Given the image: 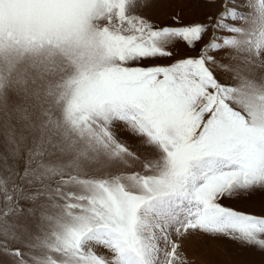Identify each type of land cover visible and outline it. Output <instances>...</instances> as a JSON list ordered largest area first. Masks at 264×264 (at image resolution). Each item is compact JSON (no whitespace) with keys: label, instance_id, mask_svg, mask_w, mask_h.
I'll use <instances>...</instances> for the list:
<instances>
[{"label":"snow or ice","instance_id":"obj_1","mask_svg":"<svg viewBox=\"0 0 264 264\" xmlns=\"http://www.w3.org/2000/svg\"><path fill=\"white\" fill-rule=\"evenodd\" d=\"M257 191L264 0H0V264L264 254Z\"/></svg>","mask_w":264,"mask_h":264},{"label":"rangeland","instance_id":"obj_2","mask_svg":"<svg viewBox=\"0 0 264 264\" xmlns=\"http://www.w3.org/2000/svg\"><path fill=\"white\" fill-rule=\"evenodd\" d=\"M204 11L214 15L219 11V4L214 8H205ZM236 206L259 212L264 207V192L257 191L252 194L250 199L246 197L237 202ZM188 255L190 259L195 260V264H264V254L253 250L240 249L237 246H228L227 251L216 255L214 260L206 257L200 249H189Z\"/></svg>","mask_w":264,"mask_h":264}]
</instances>
